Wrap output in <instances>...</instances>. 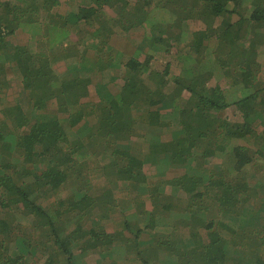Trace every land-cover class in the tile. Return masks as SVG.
<instances>
[{
    "label": "trees",
    "instance_id": "16d2710c",
    "mask_svg": "<svg viewBox=\"0 0 264 264\" xmlns=\"http://www.w3.org/2000/svg\"><path fill=\"white\" fill-rule=\"evenodd\" d=\"M261 53L264 0H0V264H264Z\"/></svg>",
    "mask_w": 264,
    "mask_h": 264
},
{
    "label": "rangeland",
    "instance_id": "374dc122",
    "mask_svg": "<svg viewBox=\"0 0 264 264\" xmlns=\"http://www.w3.org/2000/svg\"><path fill=\"white\" fill-rule=\"evenodd\" d=\"M78 1V0H77ZM246 1H248V0H244V2H246ZM262 1V0H261ZM37 7H39V6H37ZM45 10H46V12H45ZM47 10H48V8L47 7H40V14L39 15H47V17H48V15L49 14H47ZM109 13V12H108ZM110 14V13H109ZM114 14V13H113ZM47 19V18H46ZM220 21H221V18L219 17V18H217L215 21H214V25L213 26H217V25H219L220 24ZM190 23L192 24V27L191 28H193L194 30H195V28L196 29H198L199 28V26H200V24H198L197 22H195L194 23V21H190ZM201 27V26H200ZM200 29V28H199ZM116 30H118V33H120L122 30H121V28L119 29V28H116ZM137 33H132V35H130L129 37L130 38H132V39H134V37H135V35H137V34H139V31H137V30H135ZM126 34V33H125ZM18 39H20L21 41H22V39L23 40H26V38H28V34H25V35H20V36H18L17 37ZM259 58H262V59H264V53H261L260 54V56H259ZM258 60H260L259 61V64H260V68H261V70L263 71L264 70V61L263 60H261V59H258ZM56 67L55 68H59L60 70L61 69H63V66L59 63V64H56L55 65ZM96 77L93 79V81H92V87L93 88H95V82H96ZM170 85H171V83L169 84V86H166L165 87V91L166 92H169V90L172 92V89L170 88ZM109 88L112 90V91H116L117 90V88H115L113 85H111V84H109ZM164 90V89H163ZM162 90V91H163ZM91 93H92V95L95 97V95H94V92H93V89H91ZM16 94H14L13 96H15ZM8 97H11V95L10 94H6V98H8ZM13 98V97H12ZM12 98H10L8 101L11 103V101H12ZM93 99H96V98H93ZM194 101V100H193ZM164 137H166V135H164ZM132 139H134V140H136L134 137L132 138ZM168 171V173H167V175L168 176H172V174H173V170H171L170 168L167 170ZM96 173H98V172H96V171H94L93 170V172H92V174H96ZM97 178L99 179V181H103V179H104V177H102V176H97ZM261 179V181H263L264 182V174H263V176H262V178H260ZM167 185V187H166V194H167V197H173V196H175V197H180V198H184L185 196H186V194H185V192L183 191V190H176V189H174V188H172L170 185H168V184H166ZM117 191V190H116ZM119 192H117V194H118ZM115 196H117V195H115ZM109 198H111V197H109ZM146 198H148L147 196H144V197H142V200H144V199H146ZM114 199V198H113ZM109 200V199H108ZM141 200V201H142ZM141 201L139 202L140 204H142L141 203ZM145 203H147V205H144V207L145 208H147V209H151V206L148 204L149 203V200H147ZM110 231H113V230H111L110 229ZM163 231H165V232H168L167 230H163ZM124 234L126 235V233L124 232ZM144 239H147V238H149L147 235H144ZM10 247H12V246H10ZM154 250H157V248H154V247H152ZM118 251H123V248H119L118 247ZM126 251V250H125ZM146 251V250H145ZM162 251V250H161ZM128 253L126 254V256H125V258L124 259H122L121 258V256H120V253H116L115 255H114V260H115V263L114 264H117V263H121L123 260H125L126 259V261H127V263H131V262H134V264H139V263H142V259H140L137 255H135V251H127ZM147 252L150 254V256L153 258V261H154V263H155V261H156V259H157V256H156V254L152 251V250H147ZM156 256V257H155ZM111 263H113L112 261H111ZM87 264H102V261L101 260H97V258H96V256L95 255H91V256H89V258L87 259Z\"/></svg>",
    "mask_w": 264,
    "mask_h": 264
},
{
    "label": "crops",
    "instance_id": "0c3cea01",
    "mask_svg": "<svg viewBox=\"0 0 264 264\" xmlns=\"http://www.w3.org/2000/svg\"><path fill=\"white\" fill-rule=\"evenodd\" d=\"M120 248H123V247H120ZM142 250H143V254H145V256H150V254L147 252V250H149L150 248H147V247H145V246H141L140 247ZM125 250L126 251H128V250H130L129 248H128V246L127 247H124V249H123V251H118V250H115V254L116 253H120V256H121V258L122 259H124L125 258V256H126V254L124 253L125 252ZM146 250V251H145ZM151 250V249H150ZM114 254V255H115ZM140 258V257H139ZM111 259H114V256H113V258H111ZM111 259H108L107 261H102V264H114V263H111ZM141 259V258H140ZM117 264H134V262H131V263H127V261H126V259L125 260H123L121 263H117ZM139 264H142V263H139Z\"/></svg>",
    "mask_w": 264,
    "mask_h": 264
}]
</instances>
